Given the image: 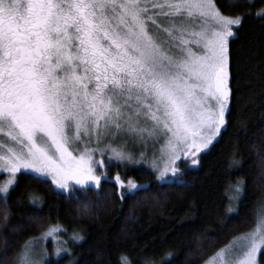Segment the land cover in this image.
<instances>
[{
    "label": "rangeland",
    "instance_id": "rangeland-1",
    "mask_svg": "<svg viewBox=\"0 0 264 264\" xmlns=\"http://www.w3.org/2000/svg\"><path fill=\"white\" fill-rule=\"evenodd\" d=\"M44 6L50 34L39 87L51 129L25 142L14 123L0 119V195L20 172L70 193L97 187L114 163L143 166L160 181L175 178L182 162L195 168L224 127L227 41L238 20L222 15L214 0H47ZM17 10L26 15L23 0H0L1 14ZM12 58L0 37L1 83ZM113 181L120 194L144 186L118 173ZM56 231H45L42 243L54 244ZM263 246L264 213L202 264H259ZM37 247L22 252L23 264L42 263Z\"/></svg>",
    "mask_w": 264,
    "mask_h": 264
},
{
    "label": "trees",
    "instance_id": "trees-1",
    "mask_svg": "<svg viewBox=\"0 0 264 264\" xmlns=\"http://www.w3.org/2000/svg\"><path fill=\"white\" fill-rule=\"evenodd\" d=\"M214 4L238 22L227 41L224 127L197 166L182 162L160 181L143 166L114 163L97 187L70 193L20 172L0 195V264H23L36 245L41 264H202L255 226L264 213V0ZM116 173L144 186L120 194ZM49 228L54 244L41 241Z\"/></svg>",
    "mask_w": 264,
    "mask_h": 264
},
{
    "label": "flooded vegetation",
    "instance_id": "flooded-vegetation-1",
    "mask_svg": "<svg viewBox=\"0 0 264 264\" xmlns=\"http://www.w3.org/2000/svg\"><path fill=\"white\" fill-rule=\"evenodd\" d=\"M23 2L27 9L26 15L18 10L10 15L0 13V37L7 42L13 55L4 69V82H0V119L8 120L13 127L15 124L21 140L27 142L32 135L43 133L44 128L51 129L50 124L42 118L39 80L41 62L49 47L50 32L46 18L41 16V6L47 0ZM1 146L6 149L9 143L3 139Z\"/></svg>",
    "mask_w": 264,
    "mask_h": 264
},
{
    "label": "water",
    "instance_id": "water-1",
    "mask_svg": "<svg viewBox=\"0 0 264 264\" xmlns=\"http://www.w3.org/2000/svg\"><path fill=\"white\" fill-rule=\"evenodd\" d=\"M215 89L218 92H223V90H224L223 75L222 74L218 77V80L215 83Z\"/></svg>",
    "mask_w": 264,
    "mask_h": 264
}]
</instances>
